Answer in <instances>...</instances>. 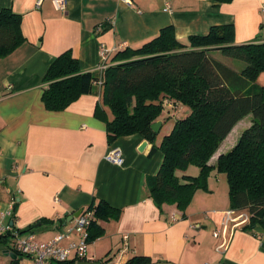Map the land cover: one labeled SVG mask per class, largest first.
<instances>
[{"label":"crops","instance_id":"crops-1","mask_svg":"<svg viewBox=\"0 0 264 264\" xmlns=\"http://www.w3.org/2000/svg\"><path fill=\"white\" fill-rule=\"evenodd\" d=\"M66 2L62 13L52 0H43L40 7L37 0H0V11L11 9L21 16L25 40L0 58V234L3 227L18 233L32 228L28 233L39 242L49 241L73 224L70 217L104 200L122 212L119 219L98 222L104 233L89 243L87 261L126 264L146 257L148 264H264L262 225L253 231L228 226L229 245L216 250L224 238V212L231 208L221 173H211L208 191H197L184 212L176 205L159 207L148 180L162 165L161 141L149 142L143 152L139 149L146 138L138 134L110 144L105 121L95 115L103 104L100 88L62 112L48 111L42 101L48 88L44 78L65 52L79 61L83 72H93L103 64L102 46L109 50L111 67L118 52L142 47L167 27L183 44L224 26H233L236 45L264 42V0H132L130 6L122 0ZM263 76L257 80L261 86ZM172 108L175 120L190 113L181 105ZM103 110L111 120L110 109ZM252 120L248 116L233 128L210 165L237 144ZM158 121L162 128L161 117ZM233 132L236 137L229 141ZM113 148L123 152L121 166L106 159ZM12 242L0 249L9 263L30 264L15 254Z\"/></svg>","mask_w":264,"mask_h":264},{"label":"trees","instance_id":"trees-1","mask_svg":"<svg viewBox=\"0 0 264 264\" xmlns=\"http://www.w3.org/2000/svg\"><path fill=\"white\" fill-rule=\"evenodd\" d=\"M24 41L21 16L11 9L0 11V58ZM212 52L242 61L246 67L237 71ZM113 62L104 72H83L70 52L58 56L44 78L48 84L42 97L45 108L65 111L81 96L95 95L100 88L103 104L95 115L105 121L110 144L137 134L153 135L154 140L157 134L151 126L159 120L165 103L189 109V115L176 120L159 147L163 162L157 175L148 180L155 204L176 205L184 212L197 191H208L209 177L216 170L227 176L230 209L250 215L243 230L264 227V86L257 83L264 73V42L236 45L233 26H224L212 28L205 36H191L189 44H183L174 29L167 27L142 47L118 52ZM103 106L110 109L111 120ZM248 116L253 117L252 127L219 156L215 166L210 165L233 128ZM191 165L199 167V176L186 174ZM88 210L95 216L89 243L104 233L99 221L119 219L122 212L104 200ZM14 232L11 228L0 234V249L10 247ZM148 263L149 258L134 257L126 264Z\"/></svg>","mask_w":264,"mask_h":264},{"label":"built area","instance_id":"built-area-1","mask_svg":"<svg viewBox=\"0 0 264 264\" xmlns=\"http://www.w3.org/2000/svg\"><path fill=\"white\" fill-rule=\"evenodd\" d=\"M127 5H132V0H122ZM43 0H37V7H40ZM52 4L56 11L65 13L67 9L66 0H52ZM108 20V23H112ZM104 24H101L98 29H101ZM109 50L104 46L101 48V57L103 64L99 67V72H104L107 66ZM109 162L121 166L124 163L123 152L120 148H113L106 158ZM250 215L245 211H237L229 209L224 212L222 222L223 242L216 248L218 252L225 251L229 245V239L226 238L228 226L232 225L235 228L248 224ZM95 220L94 213L89 210L83 211L73 224L64 232L60 233L56 238L49 241L39 242L34 233H28L23 237L14 232L12 248L22 258L30 261V264H67L72 259L75 264L81 261H87V250L89 246V229ZM10 227H3L2 233L10 230ZM215 238H219L218 232L214 233Z\"/></svg>","mask_w":264,"mask_h":264},{"label":"rangeland","instance_id":"rangeland-1","mask_svg":"<svg viewBox=\"0 0 264 264\" xmlns=\"http://www.w3.org/2000/svg\"><path fill=\"white\" fill-rule=\"evenodd\" d=\"M211 55L217 59L222 60L226 65H228L229 67H232L233 69H235L237 71H242L246 67V64L244 62L223 57L219 52H212ZM262 74H264V73H262ZM263 79H264V76H263ZM175 114L176 113H175L174 109L170 106V104L165 103V109L160 116L161 120H163V122H164V125L161 128V130L159 131V133L157 134L156 138L154 139L155 140L154 142H160V141L162 142L163 138L166 135L171 133V131L174 127V124L176 122ZM252 125H253V120L250 123V127H252ZM236 134H237V132H233L229 141L234 139L236 137ZM186 174L197 177L200 175V169H199V167H197L195 165H191L188 167ZM222 177L226 178V180H227L226 182H227V186H228V190H229V183H228L227 176L225 174H222ZM204 192H207V191H204ZM228 197H229V194H228ZM229 201H230V198H229ZM5 260H7V262ZM3 262H5V263H3ZM9 262H10V258L5 257L4 254L2 253V250H0V264H10Z\"/></svg>","mask_w":264,"mask_h":264},{"label":"water","instance_id":"water-1","mask_svg":"<svg viewBox=\"0 0 264 264\" xmlns=\"http://www.w3.org/2000/svg\"><path fill=\"white\" fill-rule=\"evenodd\" d=\"M256 122H258V120H256ZM161 126H162V122H160V121H157L156 123H154L151 126V129H152L153 133L158 134L159 131H160ZM151 141H153V135H149L146 138L145 142L142 144V146L140 147L139 151L143 152L146 149V147L148 146L149 142H151ZM81 213H82V211H79L77 214H75L74 216L70 217V220H72L73 218H77ZM11 225L13 226V223ZM31 229L32 228H26V229H24L21 232V234H26V233L30 232ZM77 264H103V263L93 262V261H81V262H78Z\"/></svg>","mask_w":264,"mask_h":264}]
</instances>
